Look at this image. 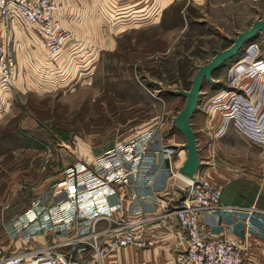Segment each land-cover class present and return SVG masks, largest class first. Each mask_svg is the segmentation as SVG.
<instances>
[{
	"label": "rangeland",
	"instance_id": "374dc122",
	"mask_svg": "<svg viewBox=\"0 0 264 264\" xmlns=\"http://www.w3.org/2000/svg\"><path fill=\"white\" fill-rule=\"evenodd\" d=\"M136 1H124L131 4L118 10L112 0L106 16L108 5L99 3L82 25L93 23L105 34L73 39L77 45L55 61L46 58L27 24L17 21L8 29L16 75L0 95L4 255L58 245L72 257H86L93 233L101 244L113 238L127 222L121 220L124 191L135 184L123 177L147 170L140 162L132 166L135 155L159 153L172 202L188 187L175 174L185 150L171 119L184 98L173 89L188 88L198 64L254 19H264V0ZM185 76L187 84L180 86ZM211 77L189 119L198 150L195 174L228 196L255 193L264 204L262 33ZM102 190L117 197L115 210L96 205ZM25 213L27 222L19 218Z\"/></svg>",
	"mask_w": 264,
	"mask_h": 264
},
{
	"label": "crops",
	"instance_id": "0c3cea01",
	"mask_svg": "<svg viewBox=\"0 0 264 264\" xmlns=\"http://www.w3.org/2000/svg\"><path fill=\"white\" fill-rule=\"evenodd\" d=\"M56 1L62 8L56 12L55 16L62 26L70 30L73 39L79 41L82 38H98L105 34L93 23L88 25L89 27H84L82 24L86 22L84 15L95 14V8L99 3H103L104 7L108 5V8L104 10L106 16L111 11L112 0ZM124 1L127 0H117V4L120 6L118 10L131 4L123 3ZM123 4H125L124 7H122ZM135 4H137L136 0ZM14 19L15 22L19 21L16 17ZM27 26L33 32L32 27ZM183 159L184 157L181 156L176 161L177 169ZM158 160L159 153L155 151L151 152V155H135L132 160L135 162L132 163V166L140 162L147 170L137 175L131 173L123 177L130 179L131 182L134 181L132 183L135 184H131L124 191L121 220L127 219V222L132 220L129 221L133 223L132 226L139 229L144 237L152 239L153 245L143 249L135 248L132 245L108 249L99 264H140L141 262L144 264H178L175 256L183 250V232L174 215H165L164 212L179 206L180 199L172 202L171 187L167 186L170 178L168 175L166 176V169H161L157 165ZM175 182L173 179V184H170L176 186ZM120 187L123 188V186ZM226 193V191L221 192L220 208L205 211L199 215L200 225L204 231L209 233V237L219 234L228 235L239 247L243 259L249 260L252 264H264V204H261L260 197L258 198L255 193H251L247 198H243L245 196L240 195L238 191L229 196ZM116 201L117 197L110 196L106 190H102L99 192L96 205L98 204L101 210H115V207L117 208ZM166 203L168 206L165 209ZM226 206L231 208L226 210L223 208ZM24 215L27 214L25 213L19 218L24 222L29 221V215L27 218ZM39 226L44 227L45 223H41Z\"/></svg>",
	"mask_w": 264,
	"mask_h": 264
},
{
	"label": "built area",
	"instance_id": "2783aa9c",
	"mask_svg": "<svg viewBox=\"0 0 264 264\" xmlns=\"http://www.w3.org/2000/svg\"><path fill=\"white\" fill-rule=\"evenodd\" d=\"M61 8L56 0H0V95L9 92L15 79L13 55L6 39L8 29L12 23H15L14 17L32 27L39 46L50 61L60 57L68 50L67 48L77 45L70 30L62 26L55 16ZM259 110L264 115V109L260 107ZM261 122H264V118ZM190 180L191 183L186 182L188 187L182 194L180 205L164 212L165 215H174L183 232L184 247L175 256L176 262L178 264H252L242 258L239 247L228 235L219 234L209 237V233L200 225L199 215L202 212L220 208L219 200L222 192L220 185L195 173L194 179ZM223 208L228 210L231 207ZM132 225L133 223L129 221L120 223L116 227L115 236L102 244L96 240L97 233H93L92 240L86 243L90 247L86 257H72L69 251H61L58 245H45L10 255H4L0 250V264H99L108 249L126 245L138 249L152 246L153 240L144 237L140 230ZM80 250H84V247Z\"/></svg>",
	"mask_w": 264,
	"mask_h": 264
},
{
	"label": "water",
	"instance_id": "95a60500",
	"mask_svg": "<svg viewBox=\"0 0 264 264\" xmlns=\"http://www.w3.org/2000/svg\"><path fill=\"white\" fill-rule=\"evenodd\" d=\"M258 32L263 35L264 43V19H254L251 24L243 30L237 32L229 38V45L217 50L204 63L198 64L190 79L187 89H173V94L181 95L184 102L179 111L172 117L171 124L183 136L181 148L185 150L182 163L178 167V173L194 179V173L198 169V150L195 144L194 132L190 125V117L194 111L203 81L213 83L212 72L223 64V61L235 55L239 48L247 41L252 39ZM182 196L180 197V199Z\"/></svg>",
	"mask_w": 264,
	"mask_h": 264
},
{
	"label": "bare ground",
	"instance_id": "6f19581e",
	"mask_svg": "<svg viewBox=\"0 0 264 264\" xmlns=\"http://www.w3.org/2000/svg\"><path fill=\"white\" fill-rule=\"evenodd\" d=\"M175 174H176L177 177H179L180 179H182L184 182L191 183V180L187 176H184V175L178 173V171Z\"/></svg>",
	"mask_w": 264,
	"mask_h": 264
},
{
	"label": "trees",
	"instance_id": "16d2710c",
	"mask_svg": "<svg viewBox=\"0 0 264 264\" xmlns=\"http://www.w3.org/2000/svg\"><path fill=\"white\" fill-rule=\"evenodd\" d=\"M228 43H230V42H228ZM229 45V44H228ZM228 45H226V46H228ZM226 46H224V47H222V48H225ZM232 57V56H231ZM227 59H229V58H227ZM226 59V60H227ZM226 60H224L223 62H225ZM185 78H186V76L184 77V79L181 81L182 82V84L180 85V86H184V85H186L187 84V81L185 80ZM189 85H190V82H189ZM189 87V86H188ZM185 89H187V88H185Z\"/></svg>",
	"mask_w": 264,
	"mask_h": 264
},
{
	"label": "flooded vegetation",
	"instance_id": "af4514ba",
	"mask_svg": "<svg viewBox=\"0 0 264 264\" xmlns=\"http://www.w3.org/2000/svg\"><path fill=\"white\" fill-rule=\"evenodd\" d=\"M228 40H229V39H228ZM221 49H223V48H221ZM239 49H240V48H239ZM215 52H216V51H215ZM215 52H214V53H215Z\"/></svg>",
	"mask_w": 264,
	"mask_h": 264
}]
</instances>
